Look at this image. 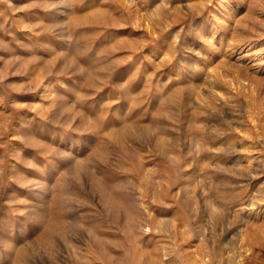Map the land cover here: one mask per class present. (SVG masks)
Here are the masks:
<instances>
[{
  "label": "rangeland",
  "instance_id": "374dc122",
  "mask_svg": "<svg viewBox=\"0 0 264 264\" xmlns=\"http://www.w3.org/2000/svg\"><path fill=\"white\" fill-rule=\"evenodd\" d=\"M0 264H264V0H0Z\"/></svg>",
  "mask_w": 264,
  "mask_h": 264
},
{
  "label": "bare ground",
  "instance_id": "6f19581e",
  "mask_svg": "<svg viewBox=\"0 0 264 264\" xmlns=\"http://www.w3.org/2000/svg\"><path fill=\"white\" fill-rule=\"evenodd\" d=\"M228 196H230V195H228V193L226 194V197L228 198Z\"/></svg>",
  "mask_w": 264,
  "mask_h": 264
}]
</instances>
